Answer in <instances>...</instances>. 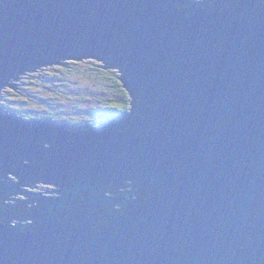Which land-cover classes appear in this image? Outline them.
Instances as JSON below:
<instances>
[{"label": "water", "instance_id": "water-1", "mask_svg": "<svg viewBox=\"0 0 264 264\" xmlns=\"http://www.w3.org/2000/svg\"><path fill=\"white\" fill-rule=\"evenodd\" d=\"M90 59L130 112L0 111V264H264V0H0V91Z\"/></svg>", "mask_w": 264, "mask_h": 264}, {"label": "rangeland", "instance_id": "rangeland-1", "mask_svg": "<svg viewBox=\"0 0 264 264\" xmlns=\"http://www.w3.org/2000/svg\"><path fill=\"white\" fill-rule=\"evenodd\" d=\"M70 66L68 65L62 69L69 71L64 76H61V69L58 66L39 68H43L42 70L36 68L39 72L44 71L45 74L41 75L38 72L31 74L28 72V77L27 75L25 77L28 78L29 82L26 83L24 88L22 86L23 82H21L24 77H21L19 81H14L13 84H16V90L5 86L0 91V111L15 118H23L22 120L40 118L42 114L48 115L55 112L54 115H60V119L67 118L72 121V125H78L93 121L88 114L81 113V108H85V110L87 108L95 110L101 107L106 108L108 104L117 103L118 94L123 95L115 85V80L120 74L118 70L100 72L102 70L95 61L80 62ZM51 70H54V72L51 73ZM127 100L129 103L133 102L132 97ZM118 105L122 109L126 108L124 103ZM65 113L68 115H65ZM81 119L84 122L80 123ZM103 121L94 120V123L90 124L94 125ZM14 183H18V180ZM21 189H26L27 191H24L28 194L44 197L56 196L55 192L61 191V188L55 186L38 185H36L35 189L28 188V186H23ZM50 191L52 193H48ZM12 196L11 200L6 198L8 207L20 199L26 201L24 195H16L14 198ZM120 208L116 209L113 207V209L118 211ZM18 223L19 225L26 226L30 221ZM9 224L13 225V223Z\"/></svg>", "mask_w": 264, "mask_h": 264}, {"label": "trees", "instance_id": "trees-1", "mask_svg": "<svg viewBox=\"0 0 264 264\" xmlns=\"http://www.w3.org/2000/svg\"><path fill=\"white\" fill-rule=\"evenodd\" d=\"M194 1L195 2H204L205 0H198V1L194 0ZM86 61H95V62H97L98 65H99V67H100V69L102 70L100 72H104V71L105 72H108V71H111V70H116V69H109V68L106 69L104 63L103 62H99L97 60H91L90 59V60H84L82 62H86ZM76 63H80V62H77V61H66L62 65H57L61 69V71H60L61 76H64V74H66V73L69 72L68 70L67 71L66 70H62V69H64V67H67L68 65L73 66ZM57 66H55V67H57ZM70 67H68V68H70ZM42 69H39V70H42ZM92 70H94V69H92ZM37 72H38V74H41V75H44L45 74L44 71H40L39 72L38 70L36 72H34V73H37ZM52 72H54V70H51V73ZM31 74H33V73H31ZM120 74H119V76H120ZM26 75L28 77L29 74H26ZM26 75L21 76V77H24L23 80L21 81V82H23V84H22L23 88L26 86V83L29 82L28 81V78L25 77ZM115 85H116V87H118V91H120V93H123V95L118 94L117 103H115V104H108V106L106 108H102L101 107V108H98L97 110L92 109V108H87L86 110H85V108H81L80 109L81 110V113L88 114V116L91 119H93V121L91 120L92 122H90V123H94V120H97V121H101V120L108 121V120H111V119L115 118L116 116H118L120 114H124V113L129 112V107L131 106V104H130L131 102L129 103L128 100H127L128 98L131 99V96H130L129 92L124 88L122 81L119 80L118 78L115 80ZM120 88H122V90ZM119 95H121V96H119ZM120 103H124L126 105V108L125 109H122L118 105ZM56 112H60V111H56ZM54 113L52 112L51 114H48V115L42 114V117H40V118L37 117V118H34V119H29V120H45V121H48L49 120V121H53V122H55L57 124H60V125H65V126L67 125V126H72V127H77V128L81 127L82 125H84L82 127H90V125H91L90 123L84 122L82 119H81L80 123L81 122H84V123H81V124H78V125H72L73 123H72L71 120H69L67 118L60 119L61 118L60 115H54ZM65 115H68V114L65 113ZM83 118H85V116H83ZM21 119H23V118H21ZM57 121H59L60 123L57 122ZM126 187H127L126 189L128 190V192L129 191L130 192L132 191L131 185H126ZM126 189L123 188V190H121V192L122 191H125L126 192L127 191ZM112 192H113V190H110L108 193H112ZM18 202L19 203L16 204L15 206H13L12 204H10V206L17 207L18 210H19L20 207H24L23 205L26 204V201H24L22 199L18 200ZM6 203L8 204V201Z\"/></svg>", "mask_w": 264, "mask_h": 264}, {"label": "bare ground", "instance_id": "bare-ground-1", "mask_svg": "<svg viewBox=\"0 0 264 264\" xmlns=\"http://www.w3.org/2000/svg\"><path fill=\"white\" fill-rule=\"evenodd\" d=\"M131 107H132V105H131ZM9 178H11L12 179V181L13 182H16L17 180H18V178H14V177H10L9 176ZM25 186V185H24ZM28 186V188H30V184L29 185H27ZM35 185L33 186V187H31L32 189H35ZM124 189H126L125 187H124ZM48 193H52L51 191L50 192H48ZM126 192L125 191H122V194H125ZM41 194V193H40Z\"/></svg>", "mask_w": 264, "mask_h": 264}, {"label": "clouds", "instance_id": "clouds-1", "mask_svg": "<svg viewBox=\"0 0 264 264\" xmlns=\"http://www.w3.org/2000/svg\"><path fill=\"white\" fill-rule=\"evenodd\" d=\"M120 77H121V74H120V76H117L118 79H119ZM1 108H2V107H1ZM131 108H132V107L130 106V107H129V112L131 111ZM124 114H125V113H124ZM113 119H114V118H113ZM113 119L108 120V121L110 122V121H112ZM99 123H103V122H99ZM99 123H98V124H99ZM90 126H91V125H90ZM76 128H77V127H76ZM79 128H80V127H79ZM124 187H125V186H124ZM105 193H106V195L110 194V193H108V192H105ZM115 208H118V207H115Z\"/></svg>", "mask_w": 264, "mask_h": 264}, {"label": "flooded vegetation", "instance_id": "flooded-vegetation-1", "mask_svg": "<svg viewBox=\"0 0 264 264\" xmlns=\"http://www.w3.org/2000/svg\"><path fill=\"white\" fill-rule=\"evenodd\" d=\"M121 87H122V86H121ZM120 89L122 90V88H120ZM24 190H26V189H24ZM24 190H23V192H24V193H27V192H26L27 190H26V191H24ZM16 195H17V194L13 195L12 198H14V196H16ZM111 195H112L111 193L108 194L109 197H111ZM116 209H117V208H116Z\"/></svg>", "mask_w": 264, "mask_h": 264}]
</instances>
